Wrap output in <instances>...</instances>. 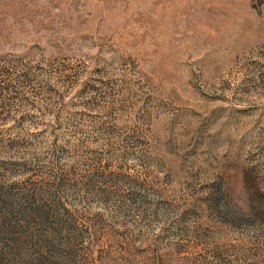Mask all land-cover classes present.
Masks as SVG:
<instances>
[{
	"label": "rangeland",
	"instance_id": "374dc122",
	"mask_svg": "<svg viewBox=\"0 0 264 264\" xmlns=\"http://www.w3.org/2000/svg\"><path fill=\"white\" fill-rule=\"evenodd\" d=\"M0 264H264V0H0Z\"/></svg>",
	"mask_w": 264,
	"mask_h": 264
}]
</instances>
